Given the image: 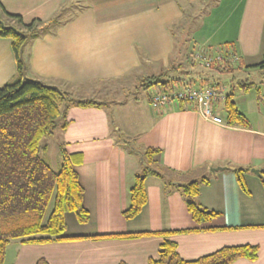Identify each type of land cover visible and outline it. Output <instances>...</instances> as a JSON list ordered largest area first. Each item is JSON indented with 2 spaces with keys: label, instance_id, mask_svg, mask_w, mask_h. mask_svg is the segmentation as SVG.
Here are the masks:
<instances>
[{
  "label": "crops",
  "instance_id": "obj_1",
  "mask_svg": "<svg viewBox=\"0 0 264 264\" xmlns=\"http://www.w3.org/2000/svg\"><path fill=\"white\" fill-rule=\"evenodd\" d=\"M202 1L0 0L7 12L21 15L26 23L49 21L60 9L74 10L69 14L72 20L56 33L36 39L27 48V76L77 99L106 103L102 108L70 107L66 129H58V152L64 148L70 156L90 216L81 224L74 213H66L62 237L83 239L47 244L14 239L10 247L15 246L17 252L11 264H35L41 258L50 264H148L158 258L162 237L120 240L107 236L165 231L177 232L171 239L185 260H196L223 247L257 245L256 261L240 259L234 264H264V187L251 170L244 175V191L237 174L229 169L264 167V118L247 128L230 126L223 116V103L222 109L215 106V114L225 122L218 125L179 103L158 108L151 105V95L138 97L137 89L131 92L124 86L104 85L121 79L129 87L135 82L141 85L170 69L177 62L175 29L184 23V13L195 12ZM216 1L217 11H224L229 20L237 17L224 41L239 59L232 64L240 63L238 70L254 69L264 57V0ZM212 37L190 32L187 51L194 39L208 44ZM182 47L186 51L187 45ZM16 75L12 40L0 37V88ZM205 77L210 74L188 82L207 86ZM46 146L44 153L48 154L50 146ZM131 147L139 152L160 149L159 163L177 173L175 184L207 178L199 202L220 215L210 223L196 224L179 189L148 176L144 182L147 202L136 218L126 220L123 213L131 205L140 167V156ZM217 167L222 169L213 172ZM188 230L196 232L179 233ZM40 237L47 236L34 238Z\"/></svg>",
  "mask_w": 264,
  "mask_h": 264
},
{
  "label": "trees",
  "instance_id": "obj_2",
  "mask_svg": "<svg viewBox=\"0 0 264 264\" xmlns=\"http://www.w3.org/2000/svg\"><path fill=\"white\" fill-rule=\"evenodd\" d=\"M67 10V8L60 9L49 21L34 19L26 23L21 15L7 12L0 3V20L5 26L15 28V30L3 29L0 25V37L12 40L17 64L15 79L0 88V264H5L7 247L14 239L29 238L27 242L36 244L67 240L68 238L62 236L66 232L65 214L68 212L74 213L81 224L89 221V213L83 205L84 190L70 156L62 148L61 167L58 171H54L41 156L42 152L47 150V146L42 145V141L46 137L53 136L56 130L66 129L67 111L70 107L102 108L106 103L95 99H77L55 85L27 76V48L36 39L56 33L60 27L72 20L73 17ZM180 26L181 23L177 28L179 29ZM188 43L190 45V39L187 37L183 41V45H187L185 56L189 59L188 62L196 66L194 47L190 48V52L187 51ZM231 55H235V52H225L224 61L215 60L210 68L220 72H233L237 67L225 58ZM200 64L203 65L201 61ZM253 68H264V57ZM179 69L181 65H173L160 75L143 80L141 86L144 89L159 85L164 88L174 86L179 80L164 81L163 78ZM205 81L208 82L209 78L205 77ZM242 86L249 88L252 84ZM233 97V92L226 96L224 105L226 123L230 126L247 128L250 125L248 118L238 110ZM179 104L181 108H192V105L185 101ZM130 151L140 156V167L131 190V205L123 213L126 220L136 218L146 204L144 182L148 176L159 177L166 187L174 186L179 189L196 224L210 223L220 215L205 208L199 202L200 188L203 183L208 182L207 178L187 184H175L174 177L177 173L159 163L158 157L162 152L160 149L147 148L139 152L131 147ZM229 169L237 174L240 187L247 191L244 175L252 168L230 166ZM260 171L259 178L264 187V167ZM191 232L196 230L179 233ZM175 234L177 232L165 231L107 237L120 240H134L148 236L162 237L158 258L150 259L148 264H234L240 259L254 262L259 257V246L242 245L223 247L196 260H185L178 252V244L171 239ZM35 236L47 237L34 238ZM78 239L83 238L68 240ZM35 264L50 263L45 258H41Z\"/></svg>",
  "mask_w": 264,
  "mask_h": 264
},
{
  "label": "rangeland",
  "instance_id": "obj_3",
  "mask_svg": "<svg viewBox=\"0 0 264 264\" xmlns=\"http://www.w3.org/2000/svg\"><path fill=\"white\" fill-rule=\"evenodd\" d=\"M216 9H218L216 0H203L195 9V12L184 13V23L175 32L177 41V62L173 64L174 66L181 65V69L171 72L167 77L163 79L164 81L179 80V82L174 83V86L178 88L183 83L193 80V78L197 77L198 71L199 73L206 72L210 74L209 81L206 85L215 86L217 83H219L221 86H223V88L227 89L226 92H233V100L236 103V107L240 112L246 113L249 124L255 126L261 121V119L264 118V68L247 69L244 67L241 70L236 69L233 72H220L213 70L210 67L208 68L204 64H200V60L195 56L193 57L196 58L195 61L197 62V64L196 66H193L191 62H188L189 59L185 56L186 51L182 47L184 46L183 41L190 36V32L191 34L192 32L196 34L199 33V36L206 34L213 35L208 44L204 43L202 39H194L191 48L194 47L193 51L195 53H198L199 50L203 49L206 57L213 59H217L218 57H220V59H222L226 51V53L231 52V49L229 47L227 48L226 46L229 45V43L225 44L224 41L227 40V38L231 35L233 27L236 26L235 20L237 19V17H233L229 20L224 16V11H217ZM72 12H74V10L69 11V14ZM225 58L233 63L230 60V56ZM238 66L239 64L235 65V67L239 68ZM187 72L190 73L187 74ZM248 84H252V86L249 88H244V86H242ZM104 85L106 87L117 89L124 86L126 88H131V92L137 89L136 95L138 97L146 95L153 96L164 91V87L161 85L144 89L140 85V82H135L134 85L131 84V86L129 87L126 79H121L115 82H108ZM230 86L232 88L231 91L229 90ZM217 104L216 106L219 107V109L223 108V103ZM224 114L225 113H223V116ZM58 133L59 131L56 130L54 138H51L52 136H49L44 138L42 141V145L47 144L50 146V151L48 152V154L42 152L41 156L48 162V164L54 171H58L62 163L60 154L58 152ZM15 251L17 252V248H15V246L11 245L10 247L9 245L7 247L5 264L12 263L13 257L16 254Z\"/></svg>",
  "mask_w": 264,
  "mask_h": 264
},
{
  "label": "built area",
  "instance_id": "obj_4",
  "mask_svg": "<svg viewBox=\"0 0 264 264\" xmlns=\"http://www.w3.org/2000/svg\"><path fill=\"white\" fill-rule=\"evenodd\" d=\"M196 57L207 67L211 66L213 60L223 61V58L220 59V57L217 59L206 57L203 49L196 53ZM230 58L232 62L238 61L237 56H230ZM163 89V92L151 96L150 102L152 106L164 108L169 104L185 101L192 105L190 110L197 112L203 119L218 125H225L222 117L219 114H215L216 104L225 103V88L185 82L178 88L171 86Z\"/></svg>",
  "mask_w": 264,
  "mask_h": 264
},
{
  "label": "water",
  "instance_id": "obj_5",
  "mask_svg": "<svg viewBox=\"0 0 264 264\" xmlns=\"http://www.w3.org/2000/svg\"><path fill=\"white\" fill-rule=\"evenodd\" d=\"M0 25L2 26L3 29H13V30H15L14 27L5 26V24L3 23L2 20H0ZM221 169H222V167H217V168H213L212 171L216 172V171L221 170ZM252 173H254V174L258 175V176L261 175V171L259 169H252Z\"/></svg>",
  "mask_w": 264,
  "mask_h": 264
}]
</instances>
